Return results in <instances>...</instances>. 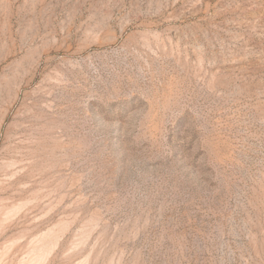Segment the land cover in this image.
<instances>
[{
    "label": "rangeland",
    "instance_id": "1",
    "mask_svg": "<svg viewBox=\"0 0 264 264\" xmlns=\"http://www.w3.org/2000/svg\"><path fill=\"white\" fill-rule=\"evenodd\" d=\"M0 264H264V0H0Z\"/></svg>",
    "mask_w": 264,
    "mask_h": 264
}]
</instances>
